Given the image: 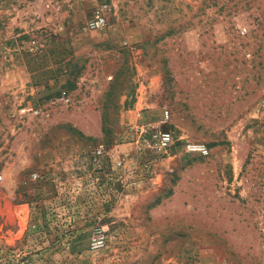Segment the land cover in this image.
I'll list each match as a JSON object with an SVG mask.
<instances>
[{
    "label": "rangeland",
    "instance_id": "1",
    "mask_svg": "<svg viewBox=\"0 0 264 264\" xmlns=\"http://www.w3.org/2000/svg\"><path fill=\"white\" fill-rule=\"evenodd\" d=\"M0 264H264V0H0Z\"/></svg>",
    "mask_w": 264,
    "mask_h": 264
},
{
    "label": "built area",
    "instance_id": "2",
    "mask_svg": "<svg viewBox=\"0 0 264 264\" xmlns=\"http://www.w3.org/2000/svg\"><path fill=\"white\" fill-rule=\"evenodd\" d=\"M111 7L109 4L98 5L92 13V16L88 19L86 27L90 30L100 29L107 25L108 15L110 13ZM71 100L70 96L66 92L60 93L56 101L61 103H68ZM18 113L21 116L32 115L37 116L41 113V109L35 107L31 104L20 105L18 108ZM168 118V111L164 110V120ZM152 140L155 143V146L159 149H168L174 144V136L171 131L166 129H153L151 133ZM184 149L186 152H194L199 154H207L208 149L203 143L199 142H186L184 144ZM105 153V150L102 146H98L95 149V154L101 156ZM117 164H121V161H118ZM104 243L103 236L97 232L93 235L91 241V247L97 248L102 246Z\"/></svg>",
    "mask_w": 264,
    "mask_h": 264
},
{
    "label": "crops",
    "instance_id": "3",
    "mask_svg": "<svg viewBox=\"0 0 264 264\" xmlns=\"http://www.w3.org/2000/svg\"><path fill=\"white\" fill-rule=\"evenodd\" d=\"M20 85V83H18Z\"/></svg>",
    "mask_w": 264,
    "mask_h": 264
}]
</instances>
